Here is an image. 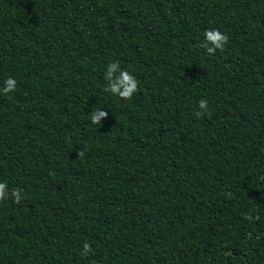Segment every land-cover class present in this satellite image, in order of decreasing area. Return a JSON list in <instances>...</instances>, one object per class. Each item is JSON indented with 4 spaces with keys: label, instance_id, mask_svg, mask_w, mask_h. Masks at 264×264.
Returning <instances> with one entry per match:
<instances>
[{
    "label": "trees",
    "instance_id": "obj_1",
    "mask_svg": "<svg viewBox=\"0 0 264 264\" xmlns=\"http://www.w3.org/2000/svg\"><path fill=\"white\" fill-rule=\"evenodd\" d=\"M8 78L0 264H264V0H0Z\"/></svg>",
    "mask_w": 264,
    "mask_h": 264
},
{
    "label": "clouds",
    "instance_id": "obj_2",
    "mask_svg": "<svg viewBox=\"0 0 264 264\" xmlns=\"http://www.w3.org/2000/svg\"><path fill=\"white\" fill-rule=\"evenodd\" d=\"M228 37L217 30H209L204 33V44L203 47L206 49L207 53L213 54L216 50L222 49L226 44ZM119 72L118 75H115ZM106 80L109 82L107 91L112 94L119 96L122 99L130 98L137 90L136 79L131 76L127 71L120 70L116 63H110L106 68ZM5 86L0 89V92L9 93L15 90L16 81L13 78H8L4 82ZM199 108L201 110H206L208 108V102L206 100L199 101ZM197 115H203V112L197 113ZM107 113L102 109L93 111L90 115L92 123L97 124L102 118L106 117ZM7 185L0 183V198L7 195L6 192ZM12 196L16 199H20V194L18 191H13ZM85 254L89 251L88 244L83 245Z\"/></svg>",
    "mask_w": 264,
    "mask_h": 264
}]
</instances>
